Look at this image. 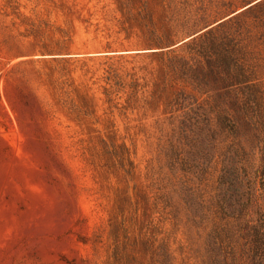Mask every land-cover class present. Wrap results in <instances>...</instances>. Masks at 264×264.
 Instances as JSON below:
<instances>
[{"label":"rangeland","instance_id":"374dc122","mask_svg":"<svg viewBox=\"0 0 264 264\" xmlns=\"http://www.w3.org/2000/svg\"><path fill=\"white\" fill-rule=\"evenodd\" d=\"M263 170L264 0H0V264H250Z\"/></svg>","mask_w":264,"mask_h":264},{"label":"trees","instance_id":"16d2710c","mask_svg":"<svg viewBox=\"0 0 264 264\" xmlns=\"http://www.w3.org/2000/svg\"><path fill=\"white\" fill-rule=\"evenodd\" d=\"M151 43L156 46H167L171 45L176 41V38L170 34L165 36H154ZM59 43V52L57 55L63 56H78L82 52L90 53L91 51H100V50H111L116 43L108 36L101 35L99 32H95L93 36L87 37L84 39H75L68 38L61 40ZM118 77L115 74H112L110 77H107V81H114L115 85H120ZM227 125L230 127L229 130L233 131L237 129V123L235 120L230 118H225ZM236 183L242 185L244 179H241V175L235 171L231 173ZM262 185L264 186V170L261 172ZM244 231V232H242ZM241 231V236L247 240V247L249 250L250 264H262L264 262V226L262 224H247L245 228ZM215 235L218 237L219 233L215 232ZM229 239V238H228ZM222 240V239H220ZM219 264H229L228 261L223 263L218 261Z\"/></svg>","mask_w":264,"mask_h":264},{"label":"water","instance_id":"95a60500","mask_svg":"<svg viewBox=\"0 0 264 264\" xmlns=\"http://www.w3.org/2000/svg\"><path fill=\"white\" fill-rule=\"evenodd\" d=\"M195 36H196V35H195ZM193 37H194V36H193ZM193 37H191V38H189V39H192ZM189 39H188V40H189ZM185 42H186V41H185Z\"/></svg>","mask_w":264,"mask_h":264}]
</instances>
